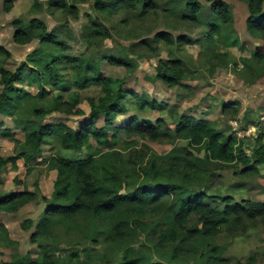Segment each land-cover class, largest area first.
Listing matches in <instances>:
<instances>
[{"label": "trees", "instance_id": "obj_1", "mask_svg": "<svg viewBox=\"0 0 264 264\" xmlns=\"http://www.w3.org/2000/svg\"><path fill=\"white\" fill-rule=\"evenodd\" d=\"M32 1V10L38 11L39 0ZM91 1L54 0L48 8L72 19L84 11L89 18L88 42L92 43L110 39V29L102 20L139 7L155 9L163 0ZM180 1L186 11L182 20L189 27L200 28V38L191 41L161 32L135 44L130 53L135 55L133 50L141 48L144 56L148 53L152 57L162 47L168 49V60L158 61L154 71L156 79L172 89L192 79L197 71L181 57V47L197 45L209 68L227 67L226 55L209 47L233 22L223 1L204 0L211 3L207 16L201 0ZM237 1L246 4L247 34L264 45V0ZM11 7L10 0L4 2L5 13ZM12 26L15 44L25 46L36 41L39 47L16 70L0 67V115L10 121L9 126L0 124V136L15 147L13 156H0V173L9 163L15 167L19 159L28 166L34 155L43 156V148L48 147L57 150L48 157L56 177L49 197L26 188L0 194V212L5 214L17 213L31 203L39 206L33 218L20 223L21 230L32 231L29 241L36 245V258L29 253L17 254L0 264H90L92 246L118 249L115 264H242L233 263L226 256L225 245L216 239L222 234L235 238L258 221L264 223V202L221 195L213 191L214 179L217 171L232 169L239 178L258 176L264 168V132L258 129L250 137L253 143L247 154L244 140L249 137H238L237 132H245L249 125L235 129L227 121L223 128H216L211 121L168 111L165 102L127 90L122 79L102 74L104 63L133 72L127 60L101 55L93 60L70 54L63 32L48 30L36 17L27 22L15 19ZM9 57L0 46V58ZM241 67L242 73L253 79L264 76V54L253 51L250 59L242 60ZM93 87L97 88L96 95H82ZM84 103L87 114L80 108ZM132 111L167 112L172 126L164 119L153 123L140 120ZM239 112L238 102L223 103L220 109L221 115L232 121ZM55 114L79 118L78 127H69L68 120L62 119L44 122ZM259 118L252 123L256 129ZM16 131L21 132L22 140L15 138ZM135 139L180 141L184 146H174L162 156L149 155ZM76 154L84 155L76 158ZM31 171L27 167V173ZM60 230L76 234L81 239L76 245H84L61 254L60 246L54 244ZM0 232L6 234L7 230L0 226ZM142 237L152 246L141 243ZM137 242L138 247L134 245ZM143 247L146 251L141 252ZM154 253L162 254V258H153ZM81 254L87 255L86 259L80 260ZM247 263L254 264L255 260L250 258Z\"/></svg>", "mask_w": 264, "mask_h": 264}, {"label": "rangeland", "instance_id": "obj_2", "mask_svg": "<svg viewBox=\"0 0 264 264\" xmlns=\"http://www.w3.org/2000/svg\"><path fill=\"white\" fill-rule=\"evenodd\" d=\"M7 0H0V46H3L9 53L8 59L0 58V67L14 71L19 65L26 61V57L39 45L36 41L20 46L13 42L14 28L12 22L19 19L27 22L32 17L42 19L47 25L48 30L63 32L65 43L69 46V53L85 58L97 59L98 55L122 58L130 62L133 72L129 73L122 67H113L107 63L102 64L101 72L106 77L122 79L123 87L138 94H145L150 99L158 102H165L168 111H176L185 116H194L213 122L216 128H223L226 122L233 128L238 126L255 128L252 124L258 118L264 116V76L253 79L242 73V60L250 59L255 50L264 54V45L261 41L250 37L245 28V21L248 17L245 2L237 0H220L225 2L232 14V24L222 29L220 35L216 36L210 49L218 54L226 55L227 67L209 68L204 63L201 49L197 45L184 46L179 48V54L187 61L191 69H196L193 78L184 80L181 85L175 88H167L155 77L154 65L158 61H167L169 50L162 47L155 55L144 56L143 49L135 48V55H131L132 47L143 39H153L156 34L161 32L168 33L174 38L186 37L191 41L200 38L202 30L197 27H189L181 16L186 13L185 6L180 0H163L156 3L155 9L143 10L141 7L133 11H120L116 16L109 20H102L103 17L96 14L107 28L110 29V39L102 41L96 40L88 42L90 37L88 27L89 18L84 11H81L76 19L70 15L61 13L57 10H49V4L54 0H39L38 11L32 10V0H10L12 7L8 13L3 10V4ZM92 4L91 0H88ZM204 4V15L209 14L211 3L201 0ZM217 1V0H212ZM48 10V11H47ZM233 42H236L232 44ZM134 48V47H133ZM144 56V58H143ZM236 63V65H234ZM248 73V72H246ZM250 74V73H249ZM33 92V90L31 89ZM97 88H90L82 92L84 96L97 94ZM238 102L240 112L235 121L227 120L220 113L223 103L229 104ZM80 108L87 114L89 109L84 103ZM136 114L140 120L155 122L157 119H164L171 125L167 112L144 111ZM68 120L69 127L77 128L79 118L68 117L55 114L52 118L45 119L46 124L50 120ZM119 122L123 120L118 119ZM236 122V123H235ZM10 125L7 117L0 115V124ZM254 126V127H253ZM246 132V131H245ZM247 132L246 134H248ZM253 132L245 137H253ZM17 140H22L21 132L15 133ZM244 140L246 153L250 154V147L253 139ZM136 145L145 152L156 155L167 154L174 146H184L183 142H149L147 140L135 139ZM57 145L55 144V147ZM14 144L7 138L0 136V156L7 158L15 154ZM44 155H34L28 162V166L23 159L16 162L13 167L7 164L0 173V194L8 192H20L24 188L29 191H38L40 194L49 197L53 190V183L56 171L50 167L49 158L57 150L43 148ZM61 154V152H60ZM84 154L75 155L82 158ZM27 167L32 169L27 173ZM213 191L221 195H229L237 200L249 199L254 202H264V168H260L258 176L250 178H239L233 174L232 170L217 171L214 179ZM39 206L31 203L21 208L17 213L5 214L0 212V226L5 227L6 234L0 232V263L9 261L17 254L29 253L32 258H36V245L30 243L29 233L20 228V223L26 218H33ZM76 235V234H75ZM72 233L58 231L54 238V244L60 246L58 251L65 254L66 250H72L75 246L82 247L81 239ZM79 236V235H78ZM152 241V240H151ZM155 241V240H154ZM148 248L151 243L145 237L140 240ZM216 243L224 244L227 248L226 256L233 263L239 261L248 264L250 258L255 260L254 264H264V223L258 221L254 227H248L244 235L231 237L222 234L216 239ZM138 247L139 242L134 243ZM146 251L143 247L141 252ZM90 264H115L119 260L120 252L118 249L110 247H94L89 251ZM85 254L80 255V260L86 259ZM153 258H162V254L154 253Z\"/></svg>", "mask_w": 264, "mask_h": 264}, {"label": "built area", "instance_id": "obj_3", "mask_svg": "<svg viewBox=\"0 0 264 264\" xmlns=\"http://www.w3.org/2000/svg\"><path fill=\"white\" fill-rule=\"evenodd\" d=\"M258 129H261L264 132V116L259 118V123H258L257 129L256 128H251V130L247 129L246 132H237V136L238 137H242V136H245V135L248 136V134H250L252 132H253V135H254L255 131L258 130ZM247 132H249V133L246 134Z\"/></svg>", "mask_w": 264, "mask_h": 264}]
</instances>
